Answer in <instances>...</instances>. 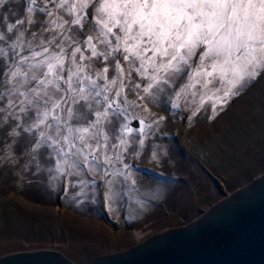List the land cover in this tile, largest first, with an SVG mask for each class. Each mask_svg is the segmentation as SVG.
I'll list each match as a JSON object with an SVG mask.
<instances>
[{
  "label": "rangeland",
  "instance_id": "374dc122",
  "mask_svg": "<svg viewBox=\"0 0 264 264\" xmlns=\"http://www.w3.org/2000/svg\"><path fill=\"white\" fill-rule=\"evenodd\" d=\"M37 4L43 6V0ZM27 6V0H8L0 8V30L7 34V23L29 15L38 22L46 20L39 11L29 14ZM4 14L7 21L2 19ZM60 15L71 19L63 11ZM47 27L46 22L35 26L25 23L21 27L22 31L27 29L25 43L31 41L35 46L55 36L70 54L72 41L84 47L82 41L93 35L75 25L62 35L44 31ZM50 50L58 52L59 48L52 44ZM84 63L93 76L105 66L95 58ZM192 63L195 66V57ZM187 71L158 99L145 96L126 81L128 104L119 118L110 115L111 123H103L108 147L98 153L99 161L89 157L88 165L78 161L77 168L64 173L57 170L61 157L52 148L33 151L35 141L26 135H9L11 124L0 127V256L55 249L76 264H89L97 255L122 251L157 232L188 224L263 173L264 75L241 89L222 110L218 106L213 113L211 104L205 103L193 116L198 100L193 103L190 95L180 98L179 107L172 106L175 91L187 82ZM108 75L110 79L114 75L111 62ZM133 78L140 81L135 73ZM120 99L123 104V97ZM94 119L88 114L79 123L86 125ZM125 124L133 129L131 133L122 134ZM120 138L126 139L127 145L112 148L119 145ZM88 142L95 144L94 140ZM105 154L113 157L111 164L104 162ZM117 155L122 159H115Z\"/></svg>",
  "mask_w": 264,
  "mask_h": 264
},
{
  "label": "snow or ice",
  "instance_id": "6c2138e0",
  "mask_svg": "<svg viewBox=\"0 0 264 264\" xmlns=\"http://www.w3.org/2000/svg\"><path fill=\"white\" fill-rule=\"evenodd\" d=\"M7 3L0 0V8ZM27 5L29 14L39 11L46 20L38 22L29 15L7 23L6 32L11 35L0 30V127L11 124L9 135H26L35 141L33 151L52 148L61 157L57 161L61 173L77 168L78 161L88 165L89 157L99 161L98 153L108 147L102 125L111 123L110 115L123 114L128 83L158 99L190 70L187 82L175 91L172 106L179 107L180 98L190 95L193 103L198 100L195 116L205 103L211 104L213 113L218 106L222 110L229 99L264 75V0H43V6L27 0ZM61 11L71 19H64ZM2 19L7 21V14ZM45 22L49 27L44 31L57 35L71 25L93 35L82 41L84 47L72 41L70 54L55 36L35 46L31 41L26 44L27 29L21 27ZM52 44L58 52L50 50ZM93 58L105 65L95 76L84 63ZM109 62L114 72L111 79ZM133 73L146 83L134 82ZM88 114L95 119L79 123ZM132 131L126 124L121 128L122 134ZM127 143L120 138L112 148ZM139 143L142 146L144 140ZM103 159L113 162L107 154Z\"/></svg>",
  "mask_w": 264,
  "mask_h": 264
},
{
  "label": "water",
  "instance_id": "95a60500",
  "mask_svg": "<svg viewBox=\"0 0 264 264\" xmlns=\"http://www.w3.org/2000/svg\"><path fill=\"white\" fill-rule=\"evenodd\" d=\"M0 264H76L60 251L0 256ZM89 264H264V172L188 224L153 234Z\"/></svg>",
  "mask_w": 264,
  "mask_h": 264
},
{
  "label": "bare ground",
  "instance_id": "6f19581e",
  "mask_svg": "<svg viewBox=\"0 0 264 264\" xmlns=\"http://www.w3.org/2000/svg\"><path fill=\"white\" fill-rule=\"evenodd\" d=\"M146 238H148V237H146ZM146 238H145V239H146ZM145 239H144V240H145ZM140 241H142V239H141ZM127 249H128V248H127ZM124 250H125V249H124ZM95 257H96V256H95ZM95 257H94V258H95ZM94 258H93V259H94ZM71 260H72V259H71ZM91 261H92V260H91Z\"/></svg>",
  "mask_w": 264,
  "mask_h": 264
},
{
  "label": "trees",
  "instance_id": "16d2710c",
  "mask_svg": "<svg viewBox=\"0 0 264 264\" xmlns=\"http://www.w3.org/2000/svg\"><path fill=\"white\" fill-rule=\"evenodd\" d=\"M6 224V223H5Z\"/></svg>",
  "mask_w": 264,
  "mask_h": 264
}]
</instances>
